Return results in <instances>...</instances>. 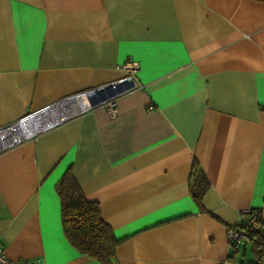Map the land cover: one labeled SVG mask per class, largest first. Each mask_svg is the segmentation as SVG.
<instances>
[{"label":"crops","instance_id":"obj_1","mask_svg":"<svg viewBox=\"0 0 264 264\" xmlns=\"http://www.w3.org/2000/svg\"><path fill=\"white\" fill-rule=\"evenodd\" d=\"M127 61L141 87L115 116L99 105L0 152L4 253L101 264L62 229L70 167L119 240L112 264H252L249 248L228 259L227 230L247 210L264 220V1L0 0V126Z\"/></svg>","mask_w":264,"mask_h":264},{"label":"built area","instance_id":"obj_2","mask_svg":"<svg viewBox=\"0 0 264 264\" xmlns=\"http://www.w3.org/2000/svg\"><path fill=\"white\" fill-rule=\"evenodd\" d=\"M138 63L127 61L121 68L124 74L115 80L81 90L53 101L46 106L27 113L22 118L0 126V152L7 148L35 136L38 132L62 123L93 107L103 105L108 114L113 117L117 113V99L136 88L141 87L137 78ZM40 123V118L45 117ZM256 210H247L240 217V224L227 230L230 242H239L250 231H258L264 239V224H260ZM240 226H243L240 228ZM0 264H41L38 258L13 261L3 251L0 242Z\"/></svg>","mask_w":264,"mask_h":264},{"label":"trees","instance_id":"obj_3","mask_svg":"<svg viewBox=\"0 0 264 264\" xmlns=\"http://www.w3.org/2000/svg\"><path fill=\"white\" fill-rule=\"evenodd\" d=\"M191 184L192 196L200 205L208 181L196 164H193ZM56 189L60 196L62 229L71 245L80 253L95 258L101 264H112L119 240L115 238L108 224L102 220L98 204L84 197L70 167L58 179ZM258 221L264 224V220L260 217ZM230 248L231 254L228 259H232L233 255L247 248L253 257L250 263L260 264L264 258V239L258 231L248 232L239 242H230Z\"/></svg>","mask_w":264,"mask_h":264},{"label":"bare ground","instance_id":"obj_4","mask_svg":"<svg viewBox=\"0 0 264 264\" xmlns=\"http://www.w3.org/2000/svg\"><path fill=\"white\" fill-rule=\"evenodd\" d=\"M44 116H45V117H42V116H41V118H40V120H39L40 123L43 122V121H45L44 118H48V117H49V115L47 116V114H44Z\"/></svg>","mask_w":264,"mask_h":264}]
</instances>
